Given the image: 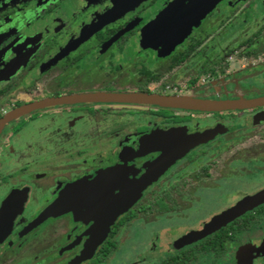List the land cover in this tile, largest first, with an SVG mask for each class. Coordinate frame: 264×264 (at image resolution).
Wrapping results in <instances>:
<instances>
[{
    "label": "flooded vegetation",
    "instance_id": "flooded-vegetation-1",
    "mask_svg": "<svg viewBox=\"0 0 264 264\" xmlns=\"http://www.w3.org/2000/svg\"><path fill=\"white\" fill-rule=\"evenodd\" d=\"M210 1L0 0V119L18 107L71 95L143 93L220 102V93L229 98L230 80L238 79L239 86L250 89L264 86V17L217 57L185 69L218 24L226 20L230 26L264 14V0ZM232 54L244 65L229 72L225 58ZM177 69L185 89L175 81ZM261 99L263 95L244 101ZM109 107L146 115L147 120L114 125L110 134L85 126L76 129L84 117L103 120L102 112ZM50 115L61 117L51 131L68 135L52 140L56 153H34L10 167L9 160L23 152L10 155L8 146L0 149V264H110L118 259V248H124L119 233H126L135 221L144 224L139 244L145 240L151 247L126 264H197L201 257L206 258L204 264H264V202L201 237L193 236L214 216L264 188V181L248 184L240 170V162L249 164L264 149V103L210 110L117 101L59 102L4 122L0 146L7 139L16 148L26 124L39 133L38 120ZM238 118H243L241 127ZM209 130L214 131L144 185L101 234L99 226L109 209L123 191L136 189L133 182L161 155V147L193 142V136ZM48 133L43 129L38 136ZM114 137V149L93 150L98 143L109 145ZM232 140L237 141L228 143ZM175 175L179 176L170 181ZM77 182L58 208L44 215L59 193ZM229 189L243 192L222 205L211 193ZM197 192L203 210L193 211L187 222L198 221L192 226L186 224V211L197 201ZM208 192L211 199H206ZM206 211L209 216L200 219ZM175 220L186 224L179 232L189 233L156 249V228ZM173 231L168 227L163 235Z\"/></svg>",
    "mask_w": 264,
    "mask_h": 264
},
{
    "label": "rangeland",
    "instance_id": "rangeland-1",
    "mask_svg": "<svg viewBox=\"0 0 264 264\" xmlns=\"http://www.w3.org/2000/svg\"><path fill=\"white\" fill-rule=\"evenodd\" d=\"M215 1L216 0H212L210 1V3H215ZM207 8L209 7L207 6L203 8L201 14L205 12ZM263 17H264V14H259L258 16H256V19H253L254 17H251L250 19L245 20V21H241V19H239V20L233 21L230 26H227L226 20H224L222 23L217 25V28L214 32L208 34L206 40L203 43V46L200 48L199 52H197L196 54H193L190 61L185 65V69H190L192 66L198 65L201 62V59L203 58L211 59V58L217 57L219 53L218 51L224 48V46L226 45L232 46L237 42V40L243 39L245 36L249 35L253 31V29L259 23H261ZM247 23H249V26L246 28ZM211 35H214V36L211 37ZM225 60L228 63L227 71L229 72L232 70L241 68L244 65V60L240 58H236L234 54L226 56ZM175 73L177 74L175 81L181 86L182 89H185L187 85H185L186 83L181 79V69H177ZM237 81L239 80L236 79V80L229 81L232 87L228 92L229 98L228 99H226L227 97L224 98L222 93H220L219 95L220 102L244 101V100L259 98V97H262V95L264 96V86H260L259 88L250 89L247 86H244V87L239 86V84H237ZM232 85H234V87ZM236 86L237 88H235ZM150 87L153 88L154 87L153 84ZM202 94H204L205 97H208V93H206V91H204ZM131 110H133V108ZM125 112L126 110L124 108L109 107L107 108L106 112L104 113L102 112V115H106L103 118V120L94 121L95 119L91 120L89 118L87 119L84 117V119L82 120L83 122L79 123L81 125L77 126L76 129H81L82 126H85V127H88L89 130L91 131L104 129L106 131L104 134H106L107 132L108 134H110L114 131V128H113L114 125H116L115 128H119L120 127L119 125L126 127L135 122H139V121L141 122V121L147 120L146 115L134 114V113L130 115ZM186 118L194 119V116L184 115V119ZM60 119L61 117L59 115L44 116L42 118L40 117L38 121H40L39 124L42 125V128H41V131L38 130L39 133L37 132V129H34L33 126L26 124L23 130H21L22 131L21 138L19 140V143L16 145V148H14V145H9L8 140L4 139L2 143L4 146L3 145L0 146V149H4L5 146H8V153L10 155H14L13 153L16 150H19V152H23L19 156L14 155V157L9 160L8 165L10 167H13L15 163L20 161L21 157L28 158L34 153H41L42 151H45V150L51 151V152L53 151L56 153L57 149L54 147V145H52L51 143L52 140L56 139V137H58L61 134L63 138L68 137V135L66 134H63V133L60 134L59 131H55L56 129L52 131L50 129L51 127H53V129L56 128V125ZM236 123L238 127L243 126L244 125L243 118H238ZM32 125H36V124L32 123ZM43 129L45 132L46 131L49 132L47 137L46 135H44L45 137L43 135H42L43 137L40 135L38 136V134H41L43 132ZM250 130L251 128H247L246 131H250ZM239 133L241 134V132ZM104 134H102V136ZM34 136L35 137L37 136V137L35 138ZM115 140H116V137H114V141H112V143H110L109 145L106 143L104 144L98 143L97 146L95 145L93 150H101V149L106 148V146H108L107 149H110V150L114 149L116 147ZM236 141L237 140H232L228 143H233ZM228 143L223 144L221 148L217 149V151L218 152L222 151L223 147L227 145ZM55 146H56V143H55ZM93 150L89 149V151H93ZM254 156L255 157L248 162L249 164H247V162L245 163L243 162V164L242 162H240V165H241L240 170H242L243 174L247 175L244 177V179L247 180L248 184L254 181H257V180L259 181V183L264 181V173H263L264 171V166H263L264 165V149H262L259 152H256ZM207 157H210V156H207ZM207 157L206 159L202 158L200 161L207 160L208 159ZM178 176L175 175L174 177L170 179V181L177 178ZM242 189H245V188H241V190ZM241 190L239 189L238 191H236V189L234 190L229 189V192H226V193H223V192L222 193L218 192L217 194H214V192H211V193L213 194L212 195L213 197H217L218 202H220L221 204L222 202L227 203V202H230L232 199L237 198L240 194H242L243 191ZM197 194H198L197 201L193 202L191 204V207L186 211L187 213L186 215H188V218L186 217L187 219L185 220L186 224H190L192 226H195L197 224L198 218L196 220H193L192 222H187L189 221V217L192 215L193 211L196 212L197 210L202 209V208L200 209L201 204H199V200L202 199V197L199 194V192H197ZM206 194H207L206 199H211L209 192ZM201 214L202 215L200 216L201 217L200 219L207 218V216H209V211H206V213L202 212ZM186 224H183L182 221L180 220H175L174 222H170L168 224H163V225L158 226L156 228L157 229L156 233H158V235L155 236V239H154L155 248L156 249L164 248L169 245V243L172 241L173 238H176L177 236H179L180 238L181 236H185L186 234H188L189 232H187L186 234L179 232L180 230L183 229V226ZM143 225H144L143 222L135 221L130 225L128 230H126V233H123V232L119 233L118 238L120 240V244L124 246V248L123 247L118 248L114 256L115 258H118V259L114 260L110 264H126L136 259L137 253L138 254L141 253L137 257V258H140L142 255H144L143 253L145 251H149L151 244H149V242L147 241L145 242L144 240L142 241L143 243L141 245L139 244V240H138V238L143 232V231H140L143 228ZM168 227H171L175 231H173L171 235H167L166 233L163 235V232ZM119 259H121V261H119ZM205 260H206L205 257H201L200 261L197 264H204Z\"/></svg>",
    "mask_w": 264,
    "mask_h": 264
},
{
    "label": "water",
    "instance_id": "water-1",
    "mask_svg": "<svg viewBox=\"0 0 264 264\" xmlns=\"http://www.w3.org/2000/svg\"><path fill=\"white\" fill-rule=\"evenodd\" d=\"M77 101H117V102H133V103H145V104H157L161 106H174V107H187V108H196V109H210V110H221V109H230V108H245L250 106L259 105L264 103V99L255 100V101H236V102H215V101H198L190 100L181 96H163L155 94H143V93H96V94H82V95H71L67 97L60 98H48L43 99L37 102H33L17 109L13 110L9 114L5 115L0 119V126L10 120L13 117H16L28 110L42 107L45 105H50L59 102H77ZM214 130H209L200 135L196 134L191 138L193 142L183 143H167L164 147H161V155L148 167L141 177L133 182L136 186V189L123 191L122 195L117 199L115 205L109 209L106 214V217L101 222L99 229L101 234L104 235L107 227L113 219L123 212L140 194V190L146 185L149 181L153 180L157 174H159L168 164H170L175 158L180 156L191 144L198 142L199 140L205 139L208 134ZM70 185L66 190H63L59 193L58 198L44 210V215L50 213L52 210H55L60 205L61 201L67 198V195L72 191V189L78 184ZM264 202V188L247 195L237 201L233 206L222 211L218 215L214 216L210 222H208L201 230L196 232L193 236L195 238L201 237L206 233H209L218 227L224 225L226 222L230 221L234 217L240 215L244 211L250 210L251 208ZM101 235L100 238L103 236ZM99 238V239H100ZM96 242V241H95ZM94 242V243H95Z\"/></svg>",
    "mask_w": 264,
    "mask_h": 264
}]
</instances>
